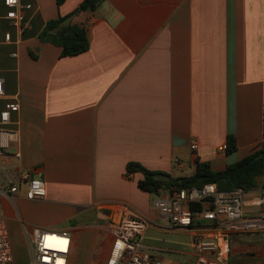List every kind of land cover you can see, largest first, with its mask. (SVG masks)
<instances>
[{"label": "crops", "instance_id": "obj_1", "mask_svg": "<svg viewBox=\"0 0 264 264\" xmlns=\"http://www.w3.org/2000/svg\"><path fill=\"white\" fill-rule=\"evenodd\" d=\"M83 1L19 0L14 21L0 0V117L19 106L0 120V189L20 183L14 201L0 196L15 260L29 261L40 228L71 234L69 264H105L126 206L150 221L141 243L162 264H196L193 232L169 225L127 164L223 170L264 146V0H104L72 17L90 48L63 57L38 36ZM25 172L45 181L43 199L27 198ZM262 243L238 239L230 264H261Z\"/></svg>", "mask_w": 264, "mask_h": 264}, {"label": "built area", "instance_id": "obj_2", "mask_svg": "<svg viewBox=\"0 0 264 264\" xmlns=\"http://www.w3.org/2000/svg\"><path fill=\"white\" fill-rule=\"evenodd\" d=\"M8 7L7 17L22 20L19 0H4ZM5 38L10 39V33ZM4 94L0 81V96ZM18 104L9 103L1 113L0 120L8 122L11 113L18 111ZM2 130H0V133ZM0 145L1 141H0ZM227 145L222 150H227ZM192 150L198 143L191 144ZM26 196L30 200L46 196L45 181L25 172ZM20 183L14 182L8 189H0V196L15 200ZM154 205L173 228L193 232L191 247L196 264H230L232 238L237 234L261 236L262 246L258 255L264 264V175L260 185L252 190L236 188L221 191L213 183L202 187L162 189ZM150 221L134 210L124 206L117 216H112L113 243L105 264H162V260L147 251L142 237ZM28 264H69L72 237L67 231L33 230L28 238ZM0 264H16L7 219L0 214Z\"/></svg>", "mask_w": 264, "mask_h": 264}, {"label": "trees", "instance_id": "obj_3", "mask_svg": "<svg viewBox=\"0 0 264 264\" xmlns=\"http://www.w3.org/2000/svg\"><path fill=\"white\" fill-rule=\"evenodd\" d=\"M66 0H56L60 7ZM104 0H84L71 14L59 15L48 20L38 38L43 43H52L61 47V55L75 56L86 52L90 48V39L87 28L76 23L61 26L67 17L85 10H96ZM31 54L37 58L36 55ZM228 154L237 150V140L234 136L228 137ZM128 173H142L143 178L139 186L158 195L162 189H181L202 187L206 184H215L221 191H231L236 188L252 190L258 187L264 175V146L256 149L244 158L227 165L223 170H215L206 161H196L195 172L190 175H173L166 171L151 170L139 162L127 164Z\"/></svg>", "mask_w": 264, "mask_h": 264}, {"label": "rangeland", "instance_id": "obj_4", "mask_svg": "<svg viewBox=\"0 0 264 264\" xmlns=\"http://www.w3.org/2000/svg\"><path fill=\"white\" fill-rule=\"evenodd\" d=\"M191 173H193V168L188 167L184 171L178 172V175H190ZM261 182H262V179H261ZM240 238H244V239H247L248 238L255 245H258V242H261V236L260 235L257 236L255 234H244V235H240V236H237V237H233L232 238V245H233V248L235 249L234 250L235 252H238V249H236V247H237V244L236 243H237V240L240 239ZM255 239H257V240H255ZM256 250H258V249H256ZM258 251H260V250H258ZM256 255H258V253H256ZM169 256L170 255H166L165 257H168L169 258ZM256 258L257 259H260L259 255ZM28 262H26V260H24L23 257H22V259L20 260V263L19 264H28ZM231 262L233 263V259L231 260ZM16 264H18L17 261H16Z\"/></svg>", "mask_w": 264, "mask_h": 264}, {"label": "water", "instance_id": "obj_5", "mask_svg": "<svg viewBox=\"0 0 264 264\" xmlns=\"http://www.w3.org/2000/svg\"><path fill=\"white\" fill-rule=\"evenodd\" d=\"M72 17H73V15L67 17L64 21H62V22H61V26H66V25H68L69 23H71V21H72Z\"/></svg>", "mask_w": 264, "mask_h": 264}]
</instances>
